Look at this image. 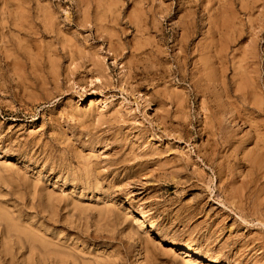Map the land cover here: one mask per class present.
Returning a JSON list of instances; mask_svg holds the SVG:
<instances>
[{"label":"rangeland","instance_id":"1","mask_svg":"<svg viewBox=\"0 0 264 264\" xmlns=\"http://www.w3.org/2000/svg\"><path fill=\"white\" fill-rule=\"evenodd\" d=\"M0 264H264V0H0Z\"/></svg>","mask_w":264,"mask_h":264},{"label":"bare ground","instance_id":"2","mask_svg":"<svg viewBox=\"0 0 264 264\" xmlns=\"http://www.w3.org/2000/svg\"><path fill=\"white\" fill-rule=\"evenodd\" d=\"M187 257V256H186ZM189 257V256H188Z\"/></svg>","mask_w":264,"mask_h":264}]
</instances>
